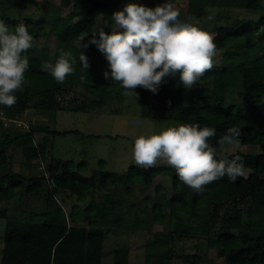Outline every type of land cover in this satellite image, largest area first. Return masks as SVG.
I'll return each instance as SVG.
<instances>
[{
  "label": "trees",
  "instance_id": "trees-1",
  "mask_svg": "<svg viewBox=\"0 0 264 264\" xmlns=\"http://www.w3.org/2000/svg\"><path fill=\"white\" fill-rule=\"evenodd\" d=\"M119 2L122 10L127 3L140 0H60V7H71L64 16L57 10L41 9L37 1L23 4L33 6L31 12L21 11L12 17L3 9L0 14L10 31L25 24L36 44L23 54L29 59V69L22 90L15 93L16 104L0 105V128L7 122L9 125L0 134V199L12 200L18 192L24 203L18 214L0 210L5 220L0 264H102L106 231H138L151 227V222L164 227L146 233L142 264H213L211 260H218L217 264H264V0H187V13L180 19H198L195 25L214 36L217 51L222 52L221 62L214 64L190 92L180 83L179 74L165 77L156 94L142 87L134 90L142 117L214 128L216 136L209 144L216 148L217 159L225 154L231 159L233 153H225L217 141L229 128H240V143L257 147L255 153L234 152L244 162L246 179L231 182L223 177L195 193L167 165L148 169L133 165L124 173L101 168L86 176L72 167L71 160L52 156L43 163L48 135L68 130L45 124L14 126L18 115L31 121L28 111L99 112L111 97L125 95L118 82L105 79L104 73L111 69L96 46L80 48L94 32L104 29L111 33L112 14L119 10ZM209 7L218 9L226 20L208 21ZM233 8L253 17L230 20ZM99 15L101 25L96 29ZM41 34L56 36L58 51L53 64L60 49L76 58L74 74L63 84L41 69L49 62L48 47L38 41ZM80 51L90 63L87 73L79 62ZM235 88L236 100L227 101V91ZM36 132L45 133L38 144L33 142ZM16 144L27 163L26 173L11 169L8 150ZM161 174L171 177L169 195L159 189V184L155 187L156 200L149 195L130 199L134 194L130 183L141 181L148 186ZM94 190H103L98 194L102 199L87 202V195ZM63 191L68 198L77 199L76 203L72 200L68 211L58 200L59 195L64 200ZM31 195L42 198L41 209L30 207ZM80 202L84 205L81 209ZM112 264H129L128 248L115 249Z\"/></svg>",
  "mask_w": 264,
  "mask_h": 264
},
{
  "label": "clouds",
  "instance_id": "clouds-1",
  "mask_svg": "<svg viewBox=\"0 0 264 264\" xmlns=\"http://www.w3.org/2000/svg\"><path fill=\"white\" fill-rule=\"evenodd\" d=\"M206 19L214 20V14H209ZM112 21L110 34L104 29L94 32L91 39L80 44V48L96 46L111 69L110 73H104L105 79L118 82L125 95L134 94L136 99L138 94L134 90L137 87L156 94L165 77L177 74L184 89L190 92L214 67L217 55L214 36L181 20L179 10L171 3L153 8L129 2L112 14ZM35 46L25 24L20 23L10 31L0 20V105L11 107L16 104L15 93L22 90L25 72L29 69V59L23 54ZM76 62L70 51L60 49L56 62H45L41 69L50 72L57 83L63 84L67 76L74 74ZM79 62L86 72L90 63L82 51ZM133 122L140 126L147 123L142 120ZM240 135V128L231 127L217 143L235 146ZM215 136L216 130L210 127L200 128L196 124L170 126L159 133L138 136L132 148V158L137 166L145 169L160 163L170 166L178 179L195 193L202 192L206 185L223 177L231 182L241 177L246 179L248 172L240 155L233 153L229 159V154H225L217 159L216 148L209 144Z\"/></svg>",
  "mask_w": 264,
  "mask_h": 264
},
{
  "label": "rangeland",
  "instance_id": "rangeland-1",
  "mask_svg": "<svg viewBox=\"0 0 264 264\" xmlns=\"http://www.w3.org/2000/svg\"><path fill=\"white\" fill-rule=\"evenodd\" d=\"M40 2L41 9H48L49 11H58L61 16L66 15L71 7L59 6L60 0H0V14L5 9L12 17H16L21 11H32L35 9L33 6H27L29 2ZM140 3L145 6L156 7L164 3H171L180 12V15L187 13V0H140ZM21 4V5H20ZM24 4V5H23ZM122 2H119V10H121ZM209 14H214V21L216 23H223L226 17L218 14V9L214 7L207 8ZM230 20L237 16L252 18L253 16L241 12L238 9L233 8L229 13ZM255 17V16H254ZM36 19L39 16L35 15ZM102 17L99 15L96 19V29L100 28ZM197 18H191L190 23L196 24ZM39 43L45 45L49 49V63H53V59L58 51V45L56 42V36L54 34H41L38 38ZM221 51H217L216 57H214V64L221 62ZM118 86V85H117ZM115 87V86H114ZM234 90H228L226 93L227 101L236 100V94ZM72 93H70L71 95ZM141 104L134 94L124 95L122 97H111L108 103L102 108V110L82 111V110H57L49 112H36L34 110L28 111L31 121L22 115H18L13 122L14 126L25 127L31 124H45L51 129L56 130H68L65 134L48 135V145L45 154L44 164L48 163L50 157L54 156L62 160H71L74 169H78L82 174L89 176L93 170L104 169L107 171L126 172L131 166L136 165L132 158V148L134 146L135 139L140 135H147L151 133H159L170 126H178L181 123L174 120H164L156 118H145L140 115ZM142 120L147 121L143 126H140L133 121ZM9 126L8 122L0 128V134ZM77 130V132L73 131ZM44 132H36L33 138L34 144H38L43 140ZM225 153H234L236 151L255 153L257 151L256 146H249L241 144L240 141L235 146H222ZM9 160L12 162L11 169L14 172L26 173L28 171L27 163L22 158L21 149L19 144L13 145L10 150ZM79 162H83L79 164ZM43 164V165H44ZM160 165H165L160 163ZM134 187V194L130 199L136 201L137 197L142 198L144 195H149L154 201L157 199L155 187L159 184L165 193L168 195L171 193V177L168 174L157 175L152 179L150 185L145 186L143 182L136 181L130 183ZM145 187L144 190L142 188ZM102 193L100 190H94L87 195L86 201L95 199L100 201L102 198L98 195ZM18 193V192H17ZM17 193L14 192L12 200L0 199V210L7 209L9 214H18L20 205L24 203L17 197ZM61 196H58V200L68 211L71 208L72 200L76 203L77 199L73 196L68 198L66 192L63 191ZM41 199L35 196H29L30 207H36L41 209ZM15 200V201H14ZM41 203V204H40ZM78 207L81 209L84 207L80 202ZM167 211V209H166ZM87 225L86 223H81ZM5 220L0 217V235L4 232ZM163 225L155 224L151 222V227L134 230H120V231H106V239L103 250L102 264H112L113 252L117 248H128L129 250V264H142L143 262V244L146 233L159 232L163 229ZM2 242L0 240V248ZM1 258V250H0ZM216 259V258H215ZM213 264H217L218 260H211Z\"/></svg>",
  "mask_w": 264,
  "mask_h": 264
},
{
  "label": "built area",
  "instance_id": "built-area-1",
  "mask_svg": "<svg viewBox=\"0 0 264 264\" xmlns=\"http://www.w3.org/2000/svg\"><path fill=\"white\" fill-rule=\"evenodd\" d=\"M43 167V166H42Z\"/></svg>",
  "mask_w": 264,
  "mask_h": 264
}]
</instances>
